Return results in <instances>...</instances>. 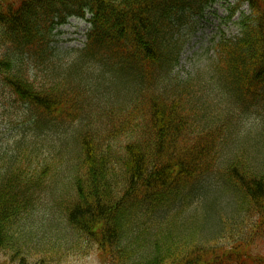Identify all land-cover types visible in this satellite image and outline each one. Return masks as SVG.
<instances>
[{
    "label": "trees",
    "instance_id": "trees-1",
    "mask_svg": "<svg viewBox=\"0 0 264 264\" xmlns=\"http://www.w3.org/2000/svg\"><path fill=\"white\" fill-rule=\"evenodd\" d=\"M214 1H0V94L15 125L0 149V249L19 264L83 253L100 264H249L244 243L235 242L244 253L216 244L237 220L221 215L211 238L202 225L185 232L190 201L215 185L205 178L218 166L237 210L264 200V170L244 164L236 143L251 130L228 121L231 106L243 115L264 106V0H241L251 11L237 36L218 43L216 60L191 77L174 73L187 41L179 24ZM86 13L83 47H57L54 26ZM117 78L133 87L127 95ZM95 91L128 120L95 123ZM42 193L48 226L34 217Z\"/></svg>",
    "mask_w": 264,
    "mask_h": 264
},
{
    "label": "rangeland",
    "instance_id": "rangeland-1",
    "mask_svg": "<svg viewBox=\"0 0 264 264\" xmlns=\"http://www.w3.org/2000/svg\"><path fill=\"white\" fill-rule=\"evenodd\" d=\"M0 1L4 3L7 0ZM237 4L238 0H217L205 10V15L203 17L193 16L187 22H184V24H179L180 33L182 32L187 39L181 49L179 64L174 68V73H176L179 78L191 77L196 73V69L200 70L205 64L208 65L212 59L217 57L215 43L222 38L232 39V37H235L240 32V23L238 22L240 15L241 13L248 14L250 12L246 1L239 5L240 7L238 6V9L235 11L234 6ZM231 9H234L232 16ZM87 26L88 24L85 20L69 17L67 23L58 25L53 29L54 43L57 47L75 48L83 46L81 44L83 43V36ZM206 48H208L207 51ZM114 88L118 94L127 95L133 87L129 82L123 81L122 78H117ZM1 90L3 89H0V91ZM109 99L97 91H95V94H91V103H94L92 105L94 109V115H92L93 120L97 124H99V121L100 123H104L102 126L105 129L109 127L113 128V125L117 126L121 121L128 120L126 113L122 116L118 113L120 103H113L110 101L111 99ZM8 103V98L4 94H0V149L7 144L8 137L15 131V125L10 122L9 116L6 115ZM222 105L224 106V104ZM231 107L232 109L228 113L230 115L228 121L235 126L238 125L236 128L245 126L248 130L252 131L246 133L236 141V143H238V145L241 144L246 151V157H244L243 163L252 166L254 170H264V106H261L259 111H257L256 107H253L244 115L241 106ZM112 110H116L113 115L110 113ZM127 113H131V111ZM194 131L198 132L199 129H194ZM125 141V137L120 138L121 144ZM116 143H119V137H117ZM236 145L237 144L233 142L231 147L234 148ZM218 168H220V173L218 170H215L206 175L209 179H205L208 180V182L212 181L215 185H218L219 188L213 187L203 193L204 197H199L190 201L193 204L202 203L197 208H192V206L189 207L188 211L193 209V216L190 214L191 217L188 218L189 229L185 232L195 235L199 232L195 230L197 226L202 225L205 230L200 232L201 235L211 238L214 233L209 235L208 232L215 231L218 228L219 224L217 221L219 217L221 215L228 218L231 217V220L237 221L225 232V236L228 240H222L221 243L216 244L226 247L225 249L231 250L235 248L239 249V252H243L242 248L235 247L238 245L235 242H245L244 244L246 247L244 249H246V253L243 252L245 254V262L252 264L257 258L264 260V200L262 201V205L249 201L247 205L249 210L240 208L237 210L236 197L230 190V186L227 187L229 188L228 194L225 190L220 188L223 186L221 174H223L224 169L223 165L221 167L218 166ZM240 174H242V171ZM53 185L56 186L55 184ZM41 195L43 199L39 200L38 203L41 202L45 207H38L34 217L40 221H44L51 212L47 209V198L43 193ZM240 199L243 200L244 197H240ZM240 199L239 201H241ZM247 201L248 199L246 202ZM53 214L57 219H62V215L59 211L55 210ZM170 216H172V214H168V217ZM45 224L50 225L48 222ZM45 227L46 226H43V229ZM46 230L50 229L46 228ZM222 231H225V229ZM46 242L47 241L43 240L42 245L46 246ZM19 259V256H12L10 251L0 249V264H19ZM67 262V264H100V260L95 253L79 254L67 260ZM24 263L33 264L31 261Z\"/></svg>",
    "mask_w": 264,
    "mask_h": 264
}]
</instances>
